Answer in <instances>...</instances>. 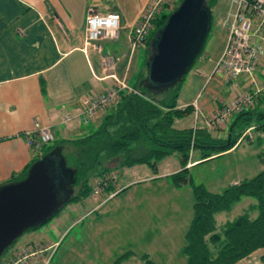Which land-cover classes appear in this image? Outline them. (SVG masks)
<instances>
[{
    "label": "crops",
    "instance_id": "0c3cea01",
    "mask_svg": "<svg viewBox=\"0 0 264 264\" xmlns=\"http://www.w3.org/2000/svg\"><path fill=\"white\" fill-rule=\"evenodd\" d=\"M147 2L0 0V186L19 178L42 155H36L28 146V133L40 127H50L55 135L52 144L57 145L83 139L93 134L88 127L96 124L98 128L111 110L107 109L90 124H85L78 117L84 98L105 94L118 85L117 80L126 81L130 86L137 76V85H140L141 75L144 76L146 70L140 67V57L143 52L148 56L149 47L144 44L132 53L131 40L133 28ZM91 10L120 15L117 39H103L90 46L85 44L86 22ZM209 35L200 55L201 62L186 75L176 102L177 110L191 108L179 119L194 115L193 104L196 103L200 113L195 124L199 128L206 126V120L222 103L235 96L233 92L228 98L221 96L218 91L227 84L222 78H214V89L208 91L204 99L199 98L205 83L212 82L213 78H208L225 49L228 30L221 25L219 31L211 37ZM111 60L114 61L113 67L109 64ZM254 74L264 77V57ZM248 80L240 76L238 86L249 91L258 89ZM67 117L73 121L66 123ZM179 119L174 121V126ZM210 132L220 134L215 130ZM199 162L200 158L190 160L188 169ZM118 180L117 177L115 193L133 183L127 181L119 186ZM239 181L242 180H231L228 186ZM34 245L36 243L29 242L17 249L32 248L33 255L27 264H51L52 261L48 263V253L43 255L42 250L33 249ZM251 256L261 261L262 249ZM247 260L237 264H245Z\"/></svg>",
    "mask_w": 264,
    "mask_h": 264
},
{
    "label": "rangeland",
    "instance_id": "374dc122",
    "mask_svg": "<svg viewBox=\"0 0 264 264\" xmlns=\"http://www.w3.org/2000/svg\"><path fill=\"white\" fill-rule=\"evenodd\" d=\"M177 3L178 1L175 4ZM228 5V0H216L212 6L209 37L220 30ZM167 9V11L173 10ZM169 15L167 13V16ZM156 31L155 25L149 35L150 39ZM145 53L143 52L140 57V67L144 70L147 60ZM201 59L200 56L196 60V66L200 64ZM144 73L146 75V70ZM138 79L136 76L129 83L132 89L138 86ZM253 79L258 88L255 90L260 91L262 97L256 100L252 109L264 113V77L254 74ZM215 82L214 78L210 83L207 81L199 98L204 99L208 91L214 89ZM220 89L218 93L224 98H228L230 92L235 93L234 90L238 93L248 91L238 85L234 89L231 84ZM168 93L165 92L162 97L168 96ZM196 121L195 115H189L176 121L174 127L194 128ZM227 126L217 129V133L220 134L215 136L227 138L229 136ZM98 128L96 124H91L88 131L94 133ZM261 134L256 133L255 126L247 129L243 133L242 143L232 151L195 164L189 169L194 185L202 184L209 192L221 194L229 185V181L251 179L258 175L263 170L258 158L259 154L264 153V132ZM259 136H262L260 141L257 140ZM247 138L249 140L245 141ZM49 147L50 145L45 150ZM64 153L68 166L77 170L80 150L72 145L65 147ZM43 155L44 153L40 157ZM197 158H200L199 152H195L191 160ZM106 164L107 161L103 159L95 171L96 178L100 179ZM180 167L179 155L172 154L159 162L156 172L146 165L113 168L111 173L119 178V186L131 181L133 183L130 187L113 194L107 193L106 188L102 195L97 197L92 195L82 203L68 205L60 215L43 227L26 232L14 247L7 250L4 258L10 259L11 253L14 254L15 250L29 242H34L37 246L35 250L38 248L48 253V263L52 261L51 264H117L118 262V264H140V257L143 255H147L157 264H184L186 259L182 255V249L185 246V233L192 220L194 198L190 185L178 187L170 178L180 170ZM253 203H255L253 199H242L230 212L217 214L215 217L217 227L220 228L243 215ZM256 215V212L250 213L251 218ZM246 259L249 260L245 264H262L255 256Z\"/></svg>",
    "mask_w": 264,
    "mask_h": 264
},
{
    "label": "trees",
    "instance_id": "16d2710c",
    "mask_svg": "<svg viewBox=\"0 0 264 264\" xmlns=\"http://www.w3.org/2000/svg\"><path fill=\"white\" fill-rule=\"evenodd\" d=\"M179 1L182 0H178V3ZM215 2L216 0H207L206 5L211 10ZM178 3L175 5L180 4ZM175 5L172 11H167L166 8V11L157 18L155 22L157 31L165 24L167 13L171 14L178 7ZM151 40L148 37L146 41L148 47ZM202 52L203 48L187 74ZM186 75L167 91L163 87L148 85L144 82L145 75H141L140 85L134 89L138 93H123L121 100L110 108V112L96 132L67 144L50 145L44 151V155L37 158L19 178L6 184L25 179L36 162L61 152L63 190L68 193L75 192L70 202L66 204L67 207L73 203H82L93 195L95 171L103 159L107 164L101 176L111 173L113 168L136 165H146L156 172L159 162L172 154H178L181 167L170 178L178 187L190 185L194 198L192 220L185 233V246L182 249V255L186 259L184 264H237L254 252L264 249V153L258 155L263 166V170L258 175L228 186L221 194L209 192L202 184L194 185L187 168L195 152L200 153V159L203 161L228 153L238 144L240 145L244 138L243 133L247 129L255 126L256 133L263 134L264 113L256 112L252 107L234 113L226 121V126L228 125L229 128L227 138L213 135L206 124L203 128L196 126L191 129H176L174 121L191 109L189 107L182 111L176 109V102ZM165 92H169L168 96L162 97ZM250 92L255 93V91ZM261 97L262 95L256 94L257 101ZM261 138L262 136H259L257 140L260 141ZM72 145L81 152L77 170L68 166L64 153L65 147ZM106 191L115 193L114 185L110 184ZM246 198L255 200V203L249 206L243 215L218 228L216 215L230 212L240 200ZM63 209L55 217L60 215ZM253 212L257 215L251 218L250 213ZM31 249L27 246L15 250L14 254L11 253L10 259L3 256L0 264L25 257V254H29L31 258L33 255ZM29 259L26 260V264ZM140 262V264H155L147 255L141 256ZM261 263L264 264V255L261 257Z\"/></svg>",
    "mask_w": 264,
    "mask_h": 264
},
{
    "label": "built area",
    "instance_id": "2783aa9c",
    "mask_svg": "<svg viewBox=\"0 0 264 264\" xmlns=\"http://www.w3.org/2000/svg\"><path fill=\"white\" fill-rule=\"evenodd\" d=\"M178 0H148L147 4L140 12V16L132 31L131 49L135 53L140 49L155 28L157 18L164 13L166 8L174 7ZM175 2V3H174ZM168 10V9H167ZM119 14H101L91 10L85 28V44L90 46L103 39L115 40L118 38L120 29ZM221 25L228 30V38L225 49L215 64L209 76L212 78H222L224 82L235 89L236 80L240 76L249 78V83L256 84L253 76L260 61L264 57V0H229L227 11ZM114 61H109L113 67ZM118 85L108 90L105 94L92 98H84L82 101V111L79 114L80 120L85 124H90L97 116L107 109L115 106L121 100L123 93H138L132 89L126 81L117 80ZM236 94L228 103H222L215 113L206 120V125L210 130L226 127V121L234 113L253 107L256 102V94L260 91L249 90ZM196 119L199 116V108L193 104ZM73 121L67 117L66 123ZM196 127V124H195ZM194 127V128H195ZM28 146L37 155H41L48 145L55 141V135L50 127H40L26 136ZM117 176L109 173L96 178L93 196L102 195V192L110 185L116 184ZM29 254L18 258L15 261L5 264H25L30 258Z\"/></svg>",
    "mask_w": 264,
    "mask_h": 264
},
{
    "label": "water",
    "instance_id": "95a60500",
    "mask_svg": "<svg viewBox=\"0 0 264 264\" xmlns=\"http://www.w3.org/2000/svg\"><path fill=\"white\" fill-rule=\"evenodd\" d=\"M206 1L182 0L155 33L145 65L148 85L167 91L187 74L211 29ZM60 153L36 162L25 179L0 186V260L26 232L50 222L70 202L75 192L63 190Z\"/></svg>",
    "mask_w": 264,
    "mask_h": 264
}]
</instances>
